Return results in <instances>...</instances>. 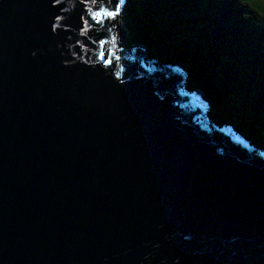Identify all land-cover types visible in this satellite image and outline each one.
<instances>
[{
	"label": "water",
	"instance_id": "95a60500",
	"mask_svg": "<svg viewBox=\"0 0 264 264\" xmlns=\"http://www.w3.org/2000/svg\"><path fill=\"white\" fill-rule=\"evenodd\" d=\"M110 8L0 0V264H264V148Z\"/></svg>",
	"mask_w": 264,
	"mask_h": 264
},
{
	"label": "trees",
	"instance_id": "16d2710c",
	"mask_svg": "<svg viewBox=\"0 0 264 264\" xmlns=\"http://www.w3.org/2000/svg\"><path fill=\"white\" fill-rule=\"evenodd\" d=\"M122 46L176 63L214 121L264 148V5L257 0H124ZM118 30V29H117Z\"/></svg>",
	"mask_w": 264,
	"mask_h": 264
},
{
	"label": "snow or ice",
	"instance_id": "6c2138e0",
	"mask_svg": "<svg viewBox=\"0 0 264 264\" xmlns=\"http://www.w3.org/2000/svg\"><path fill=\"white\" fill-rule=\"evenodd\" d=\"M122 2L123 0H109V3L111 4V8L106 11L104 9H99L98 11H96L93 14V17L90 18L91 22L96 23V24H101L103 20L114 19L117 15L120 14ZM97 17H99V19H97ZM57 19H59V17H57ZM88 22H89L88 20L85 21V23H88ZM112 39H113V43H115L116 38L113 37ZM99 43L103 45L105 41L100 40ZM110 54H111V51L109 52V55ZM98 58L103 60V64L105 66L110 65L112 63L110 60L104 58L103 53H101L100 57ZM116 75L117 77H119V73H117Z\"/></svg>",
	"mask_w": 264,
	"mask_h": 264
},
{
	"label": "rangeland",
	"instance_id": "374dc122",
	"mask_svg": "<svg viewBox=\"0 0 264 264\" xmlns=\"http://www.w3.org/2000/svg\"><path fill=\"white\" fill-rule=\"evenodd\" d=\"M257 1L261 2L264 5V0H257ZM123 9H124V6L121 7L120 14L115 17V26H116V29H118L117 31L119 33V36H122V38L125 33L123 32L122 26L119 24V19L122 17ZM127 50L128 49L126 48V51ZM210 112H211V109H210ZM210 112H209V115H210Z\"/></svg>",
	"mask_w": 264,
	"mask_h": 264
}]
</instances>
